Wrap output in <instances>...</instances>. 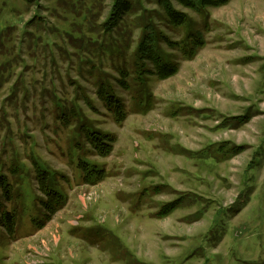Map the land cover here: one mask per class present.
<instances>
[{
    "label": "rangeland",
    "instance_id": "rangeland-1",
    "mask_svg": "<svg viewBox=\"0 0 264 264\" xmlns=\"http://www.w3.org/2000/svg\"><path fill=\"white\" fill-rule=\"evenodd\" d=\"M140 3L125 16L132 39L127 69L143 8L173 42L184 34L156 16V0ZM111 4L0 0V176L12 188L7 200L0 186V264H264V0L210 8L206 45L191 60L163 45L179 68L168 79L150 80L146 113L113 80L123 58L103 55L110 41L102 23ZM173 4L193 20L190 29H202L194 13ZM123 29L114 34L119 43ZM105 79L125 105L122 124L97 98ZM64 111L70 125L62 123ZM244 114V125H223ZM79 120L116 137L108 157L85 153L108 174L92 186L80 181L71 159ZM219 142L244 149L218 163L189 153ZM34 161L64 176L57 181L66 200L49 221L37 201ZM156 184L169 189L134 201ZM182 193L210 204L152 216ZM11 210L17 212L9 233L2 215Z\"/></svg>",
    "mask_w": 264,
    "mask_h": 264
},
{
    "label": "trees",
    "instance_id": "trees-1",
    "mask_svg": "<svg viewBox=\"0 0 264 264\" xmlns=\"http://www.w3.org/2000/svg\"><path fill=\"white\" fill-rule=\"evenodd\" d=\"M173 2L194 13L196 17H198L199 25L202 26V29H190V24L193 20L189 18L188 14L177 10ZM229 2L230 0H156L157 10H160L156 13V16L166 21L174 29H183L184 34L178 42H173L171 38L163 34L162 31L158 29L151 12L143 8L142 13L134 19L139 33L135 46L130 54V69H127L124 55L132 47L130 43L132 39H130V35L127 32L129 30L125 25V16L136 12L137 6H141V3L140 0H137L136 3L130 0H112L110 11L102 23V29L104 33L107 34L110 41L104 49L103 55L109 54L111 57L112 55H116L119 58H123L122 64L118 65L116 68L117 76L113 78V80L130 93V98L136 111L139 113H146L152 108V93L149 90V82L152 78L155 77L159 80H164L174 76L178 72L179 65L171 59V55L167 53L164 46H166V48L178 49L184 58L191 60L193 56L197 54V51L206 45L204 32L207 31L209 25V9L225 6ZM122 20L123 24H121ZM122 28L127 29H123L122 34H126V32L127 34L123 36V43H119L114 34L121 31ZM248 59H250L248 61L252 60V58ZM261 69L264 71V64L261 66ZM96 95L106 108L110 110L113 120L117 124H122L127 116L125 105L123 100L114 92L108 79L100 80L99 83H97ZM187 110L188 114L192 115V110ZM64 114L65 116L61 118L63 120L62 123L64 125H70V116L67 117L65 111ZM73 117H75V115H73ZM248 119V114L239 115L225 119L226 121L224 120L225 123L223 125L238 127L247 123ZM80 122L81 120L77 121L76 129L72 132L71 136V146L76 150V156L71 159L73 163H75L80 181L92 186L104 181L108 174L106 173L104 165L89 159L85 153L87 152L88 155H97L101 158L108 157L113 150L116 137L113 134L102 132L90 125H80ZM243 149L244 146L219 142L209 144L206 149L202 148L198 152L189 153L193 158H198L203 161L209 160L211 163H218L238 155ZM32 165L35 171L37 188L41 195L37 197V201L43 208L45 221H49L52 216L64 206L66 197L57 181V176H64L47 170L44 166L39 165L35 161ZM250 165L251 168H254L256 166L255 160L248 166ZM16 171V168L11 169L12 173ZM17 181H19V179ZM0 186L7 200L12 199V196H9L12 195V188L10 184L5 181L4 176H0ZM151 187V190L148 188L140 190V192L135 195L134 201H136V203H141L145 194L149 192L158 194L169 189L165 184H156ZM209 204L210 203L202 197L182 193L175 199L161 204L152 216L161 219L169 216L175 210L183 206L197 205L206 208ZM16 212L17 211L11 210L4 216L2 215V226L6 227L9 233H12L14 230ZM203 212L204 209H199L194 216L198 217L202 215ZM4 221H6L7 224L4 223ZM220 221L219 218L218 222L215 224L217 228L220 225L219 223H221Z\"/></svg>",
    "mask_w": 264,
    "mask_h": 264
}]
</instances>
